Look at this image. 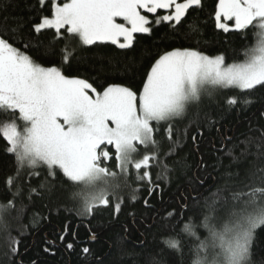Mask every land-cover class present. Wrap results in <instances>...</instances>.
I'll use <instances>...</instances> for the list:
<instances>
[{
  "label": "snow or ice",
  "instance_id": "snow-or-ice-1",
  "mask_svg": "<svg viewBox=\"0 0 264 264\" xmlns=\"http://www.w3.org/2000/svg\"><path fill=\"white\" fill-rule=\"evenodd\" d=\"M37 2L45 4V0ZM0 5V139L15 157L14 174L6 181L12 198L0 203V231H8L6 216L23 212L24 207L17 209L16 202L25 184L29 199L32 194L56 198L67 192L70 200L80 203L79 215H94L98 207L109 206L119 213L124 203L120 193L130 187L133 170L135 181L147 183L151 195L159 187L153 179L154 167L161 168L156 180L187 167L183 157L174 160L172 168L167 161L189 139L196 144L203 136L204 122L211 123L218 103V90L252 92L264 87V0H218L216 29L225 33L257 29L255 43L245 48L244 59L231 63L224 53L208 55L202 47L204 22L196 14L202 0H53L51 15L39 18L27 32L23 19L6 15V0H0ZM161 10L167 14L159 15ZM154 25L166 28L158 36L166 49L150 64L141 89L121 83L94 86V80L65 74L63 66L77 52L73 47L72 55L67 54L72 40L81 51L107 43L132 50L136 34L151 36ZM53 28L56 35L40 51L42 42L33 44L32 33ZM61 40L65 43L57 65L51 56ZM177 43L181 46H172ZM126 61L123 73L134 76L136 58ZM101 65L94 70L106 77L110 71L121 70L111 59L107 68ZM238 102L236 97L226 101L230 106ZM258 131V136L241 142L243 147L233 144L229 148L232 138L222 137L218 151L231 161L222 176L226 183L205 198L202 209L201 193L192 197L196 188L189 193L203 212L199 227L207 231L201 239L191 217L182 228L183 234L196 241L191 264H253L257 230L264 226V129ZM108 161H114V167ZM240 163L246 165L243 177L230 171L232 164ZM199 166H204L203 158ZM33 179L39 181L35 187ZM198 183L202 188L205 181ZM137 190L130 197L133 201ZM222 191L229 196H222ZM229 201L231 208L225 216L219 215L218 205ZM148 204L145 199L144 205ZM188 207L185 199L181 213ZM173 215L174 210L167 213ZM178 236L166 237L163 243L169 252L182 257ZM19 243L9 232L12 256L18 253ZM158 255L160 259L153 257L151 264H167L164 250Z\"/></svg>",
  "mask_w": 264,
  "mask_h": 264
},
{
  "label": "trees",
  "instance_id": "trees-1",
  "mask_svg": "<svg viewBox=\"0 0 264 264\" xmlns=\"http://www.w3.org/2000/svg\"><path fill=\"white\" fill-rule=\"evenodd\" d=\"M8 9L6 15L21 18L26 22L27 32L40 21L43 16H50L52 1L45 0L41 6L37 0H6ZM218 0H202V7L196 14L204 22L205 43L202 45L206 54L217 55L224 53L228 63L244 59L246 47L255 43V28L249 30H230L228 33L215 28V11ZM2 6V5H0ZM165 12L161 10L159 15ZM154 17L150 16V19ZM154 32L136 34L135 46L132 50H122L110 43L93 46L81 51L78 43L72 40L67 54L72 55L71 49L77 48L76 56L70 63L65 64V74L94 80V86L108 83H121L131 86L134 90L142 88L144 74L158 54L166 49L158 42V36L166 32L163 25L153 26ZM64 31V30H62ZM56 35L55 29H45L41 33H32L33 44L41 43L40 51L49 45ZM67 35V34H66ZM65 41L61 40L54 46L51 59L59 65L61 49ZM180 47L179 43L172 45ZM135 57L137 71L135 75H125L122 66L126 58ZM118 63L120 71H110L108 76L94 70L107 68V61ZM47 66V65H46ZM98 90H102L98 87ZM218 103L210 116L211 123L204 122L203 136L198 137L194 144L190 139L182 150L177 148L178 155L167 161L170 168L173 161L181 157L187 167L179 171H171L167 178L161 176L156 180V173L161 171L159 166L152 169L153 179L159 187L149 195L147 183L138 184L135 173H131L130 187L124 188L120 195L124 203L119 213H115L111 206L98 207L94 215H79L81 205L69 199L67 192L56 198L32 194L29 199L27 184L23 196L17 200V209L24 207L23 212H12L5 219L9 225L8 231H0V264H151L152 258L160 259L159 253L164 250L167 264H191L194 238L183 234L182 228L191 217L197 225V233L203 239L207 231L199 227L203 220V212L198 209V202L189 197L192 188V197L201 193L199 208L202 209L206 197H211L217 189H223L226 181L222 179L226 170H229L231 161L224 159L223 153L218 151L222 144V137H231L233 144L243 147L242 141L249 136H258L260 129H264V87L257 86L252 92H242L239 89H221L216 93ZM230 97H236L238 104L230 106L226 103ZM250 99L252 102L245 104ZM7 144L0 139V203H6L12 198L6 184L7 179L14 174L15 157L6 151ZM167 150V146H165ZM254 150V149H253ZM240 149H236L239 155ZM203 158L204 166H199ZM164 158L161 157V163ZM112 164V163H110ZM113 166V165H112ZM246 165L232 164L230 171L244 175ZM204 180L201 188L198 180ZM39 181L33 179L32 187ZM71 187V185H69ZM137 199L131 200L133 190ZM15 191V189H13ZM222 196H229V192L222 191ZM149 204L146 207L144 200ZM185 199L189 207L181 213V206ZM231 201L227 205L221 202L219 213L225 216L231 208ZM175 215L168 217L169 211ZM196 210V211H194ZM127 229V231H125ZM19 239V251L15 256L9 253L8 235ZM182 241L183 256H177L165 248L163 241L166 237H176ZM63 236V239L61 237ZM258 247L253 248V264H264V226L257 230ZM72 244V248H68ZM88 248V253L83 252Z\"/></svg>",
  "mask_w": 264,
  "mask_h": 264
},
{
  "label": "rangeland",
  "instance_id": "rangeland-1",
  "mask_svg": "<svg viewBox=\"0 0 264 264\" xmlns=\"http://www.w3.org/2000/svg\"><path fill=\"white\" fill-rule=\"evenodd\" d=\"M52 1V3H53V0H51ZM61 2H63V0H61ZM142 14H143V12H142ZM164 14H167L166 12H163L162 13V15H164ZM40 22V21H39ZM38 22V23H39ZM117 22H123V20H122V18H117ZM230 24H234V21H232V22H229ZM54 29V28H53ZM214 56V55H213ZM142 151H143V149H142ZM112 164H110V163H108L110 166H112L113 165V167H114V161H112L111 162ZM132 172H134V170L132 171ZM135 173V172H134Z\"/></svg>",
  "mask_w": 264,
  "mask_h": 264
},
{
  "label": "flooded vegetation",
  "instance_id": "flooded-vegetation-1",
  "mask_svg": "<svg viewBox=\"0 0 264 264\" xmlns=\"http://www.w3.org/2000/svg\"><path fill=\"white\" fill-rule=\"evenodd\" d=\"M112 161H108L107 163H111Z\"/></svg>",
  "mask_w": 264,
  "mask_h": 264
}]
</instances>
